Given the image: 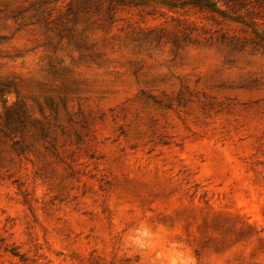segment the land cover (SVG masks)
I'll return each instance as SVG.
<instances>
[{
    "label": "rangeland",
    "instance_id": "374dc122",
    "mask_svg": "<svg viewBox=\"0 0 264 264\" xmlns=\"http://www.w3.org/2000/svg\"><path fill=\"white\" fill-rule=\"evenodd\" d=\"M218 6L0 0V264H264V0Z\"/></svg>",
    "mask_w": 264,
    "mask_h": 264
},
{
    "label": "trees",
    "instance_id": "16d2710c",
    "mask_svg": "<svg viewBox=\"0 0 264 264\" xmlns=\"http://www.w3.org/2000/svg\"><path fill=\"white\" fill-rule=\"evenodd\" d=\"M120 3H139L142 0H118ZM219 0H183V4H189L199 8H206L214 11H221L218 6ZM171 5V7H177L179 4L176 1L166 2Z\"/></svg>",
    "mask_w": 264,
    "mask_h": 264
}]
</instances>
